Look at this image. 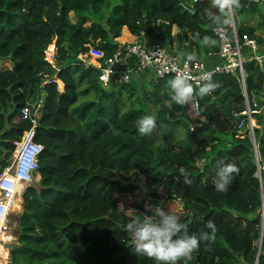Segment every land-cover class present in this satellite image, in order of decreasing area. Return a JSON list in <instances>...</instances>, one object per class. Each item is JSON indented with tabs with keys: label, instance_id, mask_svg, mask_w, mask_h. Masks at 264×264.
<instances>
[{
	"label": "trees",
	"instance_id": "1",
	"mask_svg": "<svg viewBox=\"0 0 264 264\" xmlns=\"http://www.w3.org/2000/svg\"><path fill=\"white\" fill-rule=\"evenodd\" d=\"M189 1L0 0V60L12 64L0 71V175L32 126L18 120L28 104L38 108L34 142L44 148L40 182L22 196L19 246L11 250V264H156L135 253L125 226L157 206L177 215L189 234L210 231L209 220L216 226L215 238L201 242L195 260L178 264H264L252 143L238 137L233 117L245 108L239 77L216 76L214 90L194 95L204 122L188 116V101L171 100L167 81H152L153 92L131 84L100 86V69L123 47L115 41L124 28L135 37L146 35L147 45H163L172 43L178 27L184 32L179 52H217L213 30L230 25L211 23L205 13L219 14L212 1L187 14L180 5ZM233 8L243 9L240 3ZM105 16V24L98 23ZM238 35L253 38V30L239 27ZM204 36L216 43L203 45ZM55 39L57 55L50 63L46 51ZM258 43L264 47L263 40ZM245 74L248 97L263 106L264 61L246 62ZM150 104L157 110L155 123L164 128L161 143L151 132L136 131V122L151 115ZM256 118L264 162V117ZM220 161L238 169L223 192L214 187ZM142 186L149 201L143 200ZM108 211L118 219L102 216ZM107 233L114 238L104 245Z\"/></svg>",
	"mask_w": 264,
	"mask_h": 264
},
{
	"label": "built area",
	"instance_id": "2",
	"mask_svg": "<svg viewBox=\"0 0 264 264\" xmlns=\"http://www.w3.org/2000/svg\"><path fill=\"white\" fill-rule=\"evenodd\" d=\"M212 0H191L182 2L181 8L189 15H194L196 6L202 2ZM234 23L230 28H216L213 30L219 42L217 52H210L208 58H215L217 63L210 67L205 61L195 59L192 62H185L184 58H177L162 45H147L141 41L124 45L111 58L108 59L100 69V86L103 90L109 89L115 77L119 78L120 84H131V76L136 71L151 75L156 81H169L177 73L189 77L194 89L201 83L206 82L200 79L203 73H207L210 82L221 75L239 77L245 99L244 111L240 114L234 113L233 117L238 120V137H248L252 143L254 163L256 171L254 177L259 184L260 195V216L264 220V162L260 157V144L255 137L257 127L256 116L260 113V103L255 97L249 98L246 91L245 63L255 61L262 64L264 61V49L257 41L248 35L239 36L236 27V13L232 9ZM247 51V54L245 53ZM134 63L137 69L131 68ZM89 67V64L85 66ZM195 95V94H194ZM194 95L189 102L195 110L194 119L204 121L202 112ZM264 100V99H263ZM38 108L34 104H28L20 113V119L30 122L31 128L24 133L22 140L16 144V152L11 164L0 175V236L9 231V217L12 203L17 187L27 188L33 184L35 176L39 173V157L43 147L34 142L35 132L38 127ZM191 132L194 127H191ZM263 236V234H262Z\"/></svg>",
	"mask_w": 264,
	"mask_h": 264
},
{
	"label": "clouds",
	"instance_id": "3",
	"mask_svg": "<svg viewBox=\"0 0 264 264\" xmlns=\"http://www.w3.org/2000/svg\"><path fill=\"white\" fill-rule=\"evenodd\" d=\"M212 3L219 14H214L211 11L205 13L211 23L232 25L234 23L232 9L239 6V0H212ZM201 42L205 46L216 43L209 36H204ZM181 57L185 59V62H192L196 59L194 53H177V58ZM200 79L206 82L201 83L194 89L188 76L177 73L167 82L171 100L178 105H184L194 94L203 97L217 87L215 83L210 82L207 73H203ZM154 126V118L151 115H145L136 122V131L143 136L150 133ZM180 172L183 174L184 170L180 169ZM236 172H238V169L235 165L225 164L223 161L218 162L214 183L215 190L218 192L226 191L232 174ZM184 182L191 183L187 177ZM15 198H17L16 194L14 200ZM125 227L131 234V247L134 248L135 253L152 258L156 264H178L182 258H190L191 254L200 247L201 242L215 238L217 230L215 224L209 220L205 227L210 231L189 234L187 225L180 222L177 215L169 213L159 206L153 208L151 214H144L142 219H132ZM6 233L8 234L9 231Z\"/></svg>",
	"mask_w": 264,
	"mask_h": 264
},
{
	"label": "rangeland",
	"instance_id": "4",
	"mask_svg": "<svg viewBox=\"0 0 264 264\" xmlns=\"http://www.w3.org/2000/svg\"><path fill=\"white\" fill-rule=\"evenodd\" d=\"M235 13H236V17H235V21H236V27L237 29H239L240 27V24L241 23H249L251 22V24H257L258 20L260 21H264V5L263 3H260L258 5V8L256 10H252V9H247V8H235ZM71 20L73 21V23H75L77 21L76 17H74L73 14H71ZM107 17L105 16L101 21H99L98 23L104 25L105 24V19ZM87 26H90V24H88ZM124 30H122L123 32ZM122 32H121V35H122ZM130 33V32H129ZM128 36V37H127ZM127 36H124V42H128L129 40L128 39H131V34L130 35H127ZM122 37V36H121ZM182 37H180L181 39ZM119 39V38H118ZM117 40V39H116ZM127 45V44H126ZM51 47H53V49L51 50ZM57 50H58V46H57V39H55L52 43V45L47 49L46 51V60L50 63H53V58L56 57L57 55ZM84 64H89V62H84ZM119 85V84H118ZM121 85V84H120ZM167 89V88H166ZM148 91H153V87H150L148 88ZM153 98V96L151 97ZM165 104L170 107L172 104L168 101L165 100ZM188 109H187V114L188 116H190L192 119H194V117H192V115L195 113V110L193 109L192 106L188 105ZM150 111H151V116L152 117H155L156 114H157V110L155 109L154 105L153 104H150ZM261 115H263L264 117V105L260 107V113ZM201 122H204V121H201ZM256 122H257V118H256ZM256 129H261V126L258 125L257 123V127ZM164 135H165V132H164V128L158 124V122L155 123V126L153 127L152 131H151V138L152 139H155L157 142L161 143L162 140L164 139ZM257 139V138H256ZM257 141H259L257 139ZM259 144V143H258ZM17 149V148H16ZM15 149V150H16ZM15 152L13 153L12 155V158L10 160V164L14 158V155H15ZM207 159V158H206ZM208 160H205L203 162L206 163ZM202 165V164H201ZM34 185V184H33ZM20 191L17 193V198H15L14 200V210L12 209L11 211V214H10V218H9V226H10V229H9V233H8V236L12 237V238H6L5 236H1L0 238V248L2 247L3 248V251L1 252L0 250V264H7L9 261V252H11V250L15 247H18V242H17V235H18V231H19V217L21 215V212H23V208L20 206V208H17V204H18V199H19V194H20V199H21V195L24 191V188H21L19 187ZM147 194V193H146ZM141 194H137V196L135 198H126V199H123V204H127L129 203L130 201H135L139 198ZM149 201V198L148 200ZM125 207V206H124ZM112 211V210H111ZM111 211H108L106 213H104L102 216H107L106 218H112L114 220V217H116L118 219V214H112ZM106 230V229H105ZM107 231H104L103 233H106ZM108 236V233L107 235ZM6 238V240L4 239ZM114 237H111L110 235L108 236L107 240L104 242V245L105 244H108L110 242H112ZM2 240V241H1ZM8 240H10V243H5L7 242ZM5 243V244H4ZM198 252L195 250L192 254H191V257L190 258H194L192 260H195L196 256H197Z\"/></svg>",
	"mask_w": 264,
	"mask_h": 264
},
{
	"label": "crops",
	"instance_id": "5",
	"mask_svg": "<svg viewBox=\"0 0 264 264\" xmlns=\"http://www.w3.org/2000/svg\"><path fill=\"white\" fill-rule=\"evenodd\" d=\"M233 9L235 10V8H233ZM237 9H239V8H237ZM240 28H244V29H247V30H253V38H251V39H253V40L257 41V42L260 41V40L264 41V21L262 22V21L258 20L256 25L255 24H251V22H249L248 24L247 23H241L240 24ZM123 30L124 31L122 32V35H121L122 37L120 36V38L115 41L116 44H118L120 46H124L126 44H131V43L138 42V41H141L143 44H147L146 41L144 40V37L146 36L144 34H142L141 37H135V36L131 35V39H128L129 41L127 43L124 42V40H125L124 36L130 35V33H129L127 28H124ZM183 35H184L183 31H181L178 27H173V30H172V43L171 44L170 43H166V44H163L162 46H164L166 49H168L173 54L177 55V53H179V46H182V44H180V43H181V39L183 38ZM180 37H182V38L180 39ZM263 49H264V47H263ZM210 52H212V51H209L208 53H205L204 49H201L200 51L194 49V51L187 52V53H194L196 59L205 61L210 67H212L213 65H215L217 63V60L215 58H212V59L208 58V54ZM245 53L247 54V51H245ZM181 58H183V57H181ZM53 63H54V58H53ZM11 67H12V64H11V62L9 60H0V71H2L4 69H10ZM131 79H132L131 85H133V86H135L137 88L145 87L146 90L148 91V88L153 87V91L155 90V88H154L155 84L151 83L152 81H155V80L152 78L151 75L136 71L133 74V76H131ZM119 82H120L119 78L115 77L114 80H113V84L114 83L115 84H120ZM153 91H149V92H153ZM188 105L191 106L189 100H188ZM193 116H194V114L192 115V117ZM18 120H19V118H18ZM39 182H40V175L37 174L35 176L33 184L36 186V185H38ZM24 191H23V193H24ZM23 193L21 195V199H20V194H19L17 208H20V206L23 208V204H24V201H23V198H22ZM22 213L23 212H21V214ZM8 242L10 243L9 240L7 242H5V243H8ZM18 246H19V244H18ZM10 254H11V252H9V256H8L9 257V260H8L9 262H10Z\"/></svg>",
	"mask_w": 264,
	"mask_h": 264
},
{
	"label": "water",
	"instance_id": "6",
	"mask_svg": "<svg viewBox=\"0 0 264 264\" xmlns=\"http://www.w3.org/2000/svg\"><path fill=\"white\" fill-rule=\"evenodd\" d=\"M239 3H240V5L242 7L247 8V9L256 10L258 8V3L257 2H251V1H248V0H239ZM141 190H142L143 200H145V201L148 200V196L146 194L145 187L142 186ZM262 238H263V236H262ZM260 247H261V245H260ZM8 264H11V263L9 262Z\"/></svg>",
	"mask_w": 264,
	"mask_h": 264
},
{
	"label": "bare ground",
	"instance_id": "7",
	"mask_svg": "<svg viewBox=\"0 0 264 264\" xmlns=\"http://www.w3.org/2000/svg\"><path fill=\"white\" fill-rule=\"evenodd\" d=\"M52 49H53V48H51V50H52ZM19 189H20V188H19V187H17V189H16V195H17V193L20 191ZM14 204H15V203L13 202V204H12V209L14 208V207H13V206H14ZM13 210H14V209H13ZM4 235H6V237H7V238H11L10 236H8V234H7V233H6V234H4ZM4 235H2V236H4ZM0 239H1V238H0ZM4 239H5V238H4ZM5 240H6V239H5ZM1 241H2V240H1ZM0 250H1V252L3 251L2 247H1V249H0Z\"/></svg>",
	"mask_w": 264,
	"mask_h": 264
}]
</instances>
